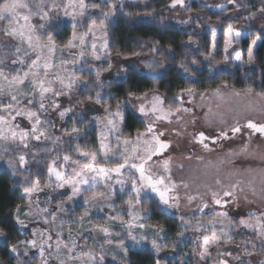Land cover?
Returning <instances> with one entry per match:
<instances>
[{"label":"clouds","instance_id":"clouds-1","mask_svg":"<svg viewBox=\"0 0 264 264\" xmlns=\"http://www.w3.org/2000/svg\"><path fill=\"white\" fill-rule=\"evenodd\" d=\"M25 4V14L42 21L31 24L39 49L35 39L33 46L17 38L8 42V27L0 28V177L6 178L5 194L19 201L0 211V264H137L129 241L170 256L190 241L180 264H264V228L257 232L241 223L264 220V136L245 133L249 122L264 126V57L256 47L264 38V0H183L176 7L168 0H85L83 13L77 4L71 16L67 0ZM62 17L71 19L76 40L72 48L57 43L51 52L49 23ZM85 18L104 21L91 40ZM170 21L181 34L179 47L161 44L156 35L126 36L124 44H137L131 49L117 42L120 23L129 29L150 25L160 34ZM229 25L238 38L225 53L218 33ZM243 33L255 41L251 63L240 44ZM37 56L39 64L33 66ZM45 64L50 65L46 71H37ZM182 88L192 92L181 96ZM154 97L161 101L156 113ZM161 109L167 120L156 119ZM129 120L133 131L127 130ZM149 126L155 131L140 136ZM233 127L242 134L229 135ZM201 135L207 137L204 143L197 142ZM153 136L167 148L146 164V173L171 189L168 204L141 186L133 167L155 151ZM82 152H94L95 160ZM118 166L120 174L112 175ZM50 167L56 171L50 173ZM216 199L226 207L217 208ZM93 213L103 218L93 219ZM232 213L252 215L235 219ZM129 217L136 227L118 219ZM20 229H28L24 240L16 238ZM213 236L216 243L202 252L204 238ZM29 240L34 247L25 243Z\"/></svg>","mask_w":264,"mask_h":264},{"label":"snow or ice","instance_id":"snow-or-ice-1","mask_svg":"<svg viewBox=\"0 0 264 264\" xmlns=\"http://www.w3.org/2000/svg\"><path fill=\"white\" fill-rule=\"evenodd\" d=\"M79 4L80 6V12L81 14L83 13L84 10V6H85V0H67V5L71 6V10L68 11V15H74L77 11L76 9V5ZM183 4V0H170L169 3V7H176L178 5H182ZM23 7H26L25 4V0H0V20L7 18H10L11 24L10 27H8L5 30V34L6 35H11L14 38L20 39L22 41H24L25 43H27L29 46H33V40L35 39L36 43H35V47L36 48H40V37L36 36L33 37L32 32L34 31L30 21V17L27 14H21L18 10L22 9ZM23 20L24 23L21 24L19 23V21ZM75 27V26H74ZM104 28V21H101L99 23H97L96 21H91L88 23V34L89 35H94L95 32L97 30H101ZM224 35H225V41H224V51L225 53H229V50L232 49V45L234 40H236L238 38V36L236 38H234L232 36V29H231V25L227 26L224 30ZM76 40V34L75 32H73V35L70 39H68L63 46H60L62 48H72L74 41ZM81 43H85L84 38L81 37ZM48 45L50 46L49 50L51 52H54L55 49L59 46L57 45L55 39L53 38L52 35L48 36ZM216 46V42L215 40H213L212 42V48H215ZM255 46V41L251 42L248 46V55H249V63L252 62V54H253V48ZM103 47H107V45H104ZM92 48V52L93 54H95V50H96V45L92 44L91 45ZM154 51H158V49H154ZM214 58V57H213ZM235 60L240 61L241 60V54L239 52L236 53L235 55ZM39 56H37L35 59L32 60L31 64L33 66L38 65L39 64ZM50 67V65L45 64L42 66L41 69L39 70H44L46 71L48 68ZM25 76H27V73H25ZM21 82H23L21 80ZM41 87L43 86V82H40ZM249 91H251L249 89ZM185 92L191 93L192 89L191 88H182L180 90V95L182 96ZM218 94V93H217ZM130 96L134 95L133 93H129ZM155 103L153 105V108L151 109V111L153 113H156L158 111L157 109V104L161 103L160 98L159 97H154L153 98ZM140 112L143 114L145 113V109L144 106L141 105L140 107ZM160 114L156 116V119H164L167 120L168 116L166 113L163 112V110H159ZM26 118L30 119L31 118V114H27ZM247 129L251 130V132L253 133H259L261 136H264V126H258L252 122H249L248 124H246L245 126ZM155 131V129L152 126H149L144 132H140L139 135L140 136H146L149 135L151 133H153ZM241 130L239 127H233L231 129V133L232 135H235L237 133H239ZM13 135H15L13 133ZM223 136V138H227L228 133H222L221 134ZM207 139V137L201 135L197 137V142L198 143H204V141ZM153 140L156 143V149L155 151H151L149 152V154L144 158V160L139 163V164H133V167L135 168L136 173L139 176L140 182H141V186H146L147 188L151 189V191L153 193H155L156 196L159 197L160 201L164 204H168L169 203V192L171 191V189L169 188H162L161 186L164 184V181L162 179L159 180H153V178L148 175L146 173V164L155 156H159L160 153L167 148L166 144H163L160 142L159 136H153ZM125 143H130V140H125ZM212 143H215V140L211 141ZM104 145H101V148H103ZM82 155L85 156H89L92 160H95V153H86V152H82ZM22 159V158H21ZM65 159H67V157H65ZM122 166H118L116 168H113L111 170V174L112 175H119L120 174V170H121ZM96 170V169H94ZM56 170L52 167L49 168V172H55ZM98 171L101 174H106L104 169H98ZM57 176L58 178L60 177V174L57 172ZM87 179L85 178L83 180V183H87ZM38 183V181H37ZM139 188L134 184L133 185V191L139 193ZM225 197H229L231 194L230 193H225L224 194ZM215 205L217 206V208H224L226 207V203L222 202L219 199L214 200ZM218 215L224 216L225 213L220 212L218 213ZM252 214H250L251 216ZM119 221L121 223H125L127 224L130 228H134L136 227L135 224L132 223V218L129 217L127 220H125L124 218H118ZM242 224H244L245 227L248 228H254L255 231H260L262 228H264V220H260L257 219L255 221V224H247L246 222L242 221ZM97 228L106 231V229L103 228V225H97ZM140 228H143L144 225L141 223L139 225ZM152 230H161L162 228H160L157 225H152L151 226ZM129 235H132V233L130 232ZM25 243H27V245L29 247H34L35 246V241L34 240H29L26 241ZM216 243V237L213 236L211 239H209L208 237H205L204 240L202 241V252H206L208 250V247L210 244H215ZM153 247H156V241H153ZM12 251H15V248L13 247L11 249ZM43 254V253H42Z\"/></svg>","mask_w":264,"mask_h":264},{"label":"trees","instance_id":"trees-1","mask_svg":"<svg viewBox=\"0 0 264 264\" xmlns=\"http://www.w3.org/2000/svg\"><path fill=\"white\" fill-rule=\"evenodd\" d=\"M98 3V2H97ZM168 3H170V0H168ZM214 19V17H213ZM84 23L87 24V18L84 19ZM49 27L51 29H54V31H52V35L56 41V43H59L61 46H63V44L71 38V27L70 26H62L60 25L59 22L56 21H51L49 23ZM176 26H170L169 28L165 29V31L163 33L157 34L156 29L150 25H144V24H133L131 29H129L125 24L120 23L118 25H116L115 30L116 32L119 34V40L117 41L118 43H120L122 46L127 47L128 49L137 47V44L134 43L132 40H129V42L127 44H124V40L126 36H131L133 38L135 37H141L142 39L146 40L148 38V36L151 35H156L157 39H160L161 44H166L169 41L173 42L174 44L177 45V47H179V42L182 39L180 32H178ZM224 29H220L219 33H218V40L221 46H223L224 44V39H225V35H224ZM205 40L207 41V37H205ZM258 55L260 57H264V38H262L261 41H258ZM111 39L109 40V45L111 46ZM251 43V40L249 39L248 36H246L245 38L242 39V41L240 42L241 47L243 49V54L246 58V54H247V49L249 44ZM262 68H264V65L261 66ZM142 87L143 90H147V86H146V81L142 82ZM129 128L127 129L128 131H133L131 125H132V121L129 120ZM93 140H95V137H93ZM4 181H6V178H2L0 177V211H2L4 209L5 206H11L13 208L16 207L17 204H19V201H16L15 203H13L9 197L5 194V192L3 191L5 185H4ZM16 238L20 239V240H24L26 239V236L24 235V233H22V230H18L16 232ZM129 254L133 257V259L137 262V264H156V261L158 260L152 253V251L149 248H143L141 250H130ZM180 255L181 253H179V257L175 258V264H179L180 262Z\"/></svg>","mask_w":264,"mask_h":264},{"label":"rangeland","instance_id":"rangeland-1","mask_svg":"<svg viewBox=\"0 0 264 264\" xmlns=\"http://www.w3.org/2000/svg\"><path fill=\"white\" fill-rule=\"evenodd\" d=\"M95 2H99V0H95ZM18 11H19L21 14H24V13H25V10H24V9H19ZM9 21H10V18H7V17H6L4 20H0V28H7V27H9ZM53 21L59 22L60 25H62V26L67 25V26H70V27H71V24H72V21H71V19H70L69 17H62V18H58V19L53 20ZM29 22H30L33 26H36V25H39L40 23H42V21H40L39 18H30V21H29ZM19 23L23 24L24 21L21 20V21H19ZM169 24H170V26H176V27H178L177 25H175L174 21H170ZM39 34H40V35H43L44 33H43V32H39ZM3 35H4V34H3L2 32H0V36H3ZM246 36H248L247 33H243V34L241 35V37H240V42H241L242 39L245 38ZM89 40H91V35L89 36ZM7 41L10 42V43H13V44H14V43L16 42V38H14V37H7ZM224 41H225V39H224ZM258 43H259V42H257V46H258ZM235 44H236V41L234 40L232 46H235ZM257 46H256V47H257ZM73 51H74V49H73ZM64 55H66V54H64ZM246 56H247V54H246ZM33 58H35V57H33ZM98 63H99V62H98ZM121 63L127 64V63H129V60H128V59H123V60L121 61ZM73 70H74V71H77V72L84 71V69H83L82 67H79V66H74ZM17 121H19V122L21 123V126H23V127H30V125H28V122H27V120H26L25 118L17 117ZM248 131H251V130L246 129V130H245V133L248 132ZM239 134H242V133H240V132L237 133V135H239ZM229 135H232V133H229ZM254 135H255L256 137H260V136H261L259 133H254ZM153 158L155 159V158H157V157H153ZM147 195H154V194L149 193V194H147ZM143 198H144V197H142V199H143ZM79 206H80V204H79V201H78V202H77V210H79ZM232 215H233V217H234L235 219H239V218H246V217H248V216L250 215V213H239V215H238L237 213H232ZM102 218H103L102 216H98L97 214L93 213V219H102ZM21 230H22V233H24V235L26 236V233H28V229H21ZM84 238H85V239L88 238V234H87V233H85ZM187 243H190V241H186V242H184V245H182V248H181V250H180L181 255H182L183 253L187 252V247L185 246ZM127 246H128V248H129V250H137V249L141 250V249H143V248H149V249L152 251L153 255H154L158 260H167V261H171V260H176L175 258H178V257H179V253H172L171 256H170L169 253H168L167 251H165V252H161V253L157 254V253L151 248V246L148 245V244L135 245L133 242L129 241ZM35 254H36V253H35V250H33L32 255H35ZM181 255H180V256H181ZM188 258L190 259V256H189ZM179 264H180V262H179Z\"/></svg>","mask_w":264,"mask_h":264}]
</instances>
